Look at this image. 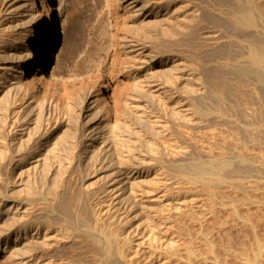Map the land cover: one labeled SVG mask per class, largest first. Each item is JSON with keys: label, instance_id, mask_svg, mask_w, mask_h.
I'll list each match as a JSON object with an SVG mask.
<instances>
[{"label": "bare ground", "instance_id": "6f19581e", "mask_svg": "<svg viewBox=\"0 0 264 264\" xmlns=\"http://www.w3.org/2000/svg\"><path fill=\"white\" fill-rule=\"evenodd\" d=\"M144 1L147 5L152 0ZM153 2L156 3L155 0ZM212 2L220 7L236 2L227 18H224L225 21L220 20L219 23L234 34L238 44L246 48L245 62L231 64L230 76L217 68L219 72L214 70L215 68H206L202 74L201 70L189 71L186 61L180 58L181 55L172 51L166 56H159L144 49H132L130 42L124 43L125 49H115L113 59L116 68L130 70L135 84L132 90L134 95H127L124 100L127 108L124 113L119 112L116 107L101 104L96 96H93L98 81L102 78L101 73L82 76L71 84L65 83L63 94L66 107L65 110L60 107L56 92V82L59 78L52 68L58 22L50 0L34 1V8L29 16L32 21L37 20L38 24L29 43L16 38L14 28L19 25L17 20H12L11 17L4 21L0 18V256L9 251L15 255L12 257H16L12 264H29L28 259L32 255L25 253H29L27 250L33 244L42 243L47 250H51L52 247L56 249L63 243H69L74 231L80 227L84 229L87 225L83 214L79 213L77 208L80 207L82 211V206L86 207L83 198L91 194L87 193L86 183L95 176L106 179L107 182L97 195V199L101 201L97 202V205L87 203L89 206H95L88 207L94 212L96 226L101 224V215L103 216L105 211H111L107 215L109 219L113 218L111 222L124 221L121 211L129 210L131 202L128 203V200L131 198L137 206L142 205L144 197L139 195L143 193L138 194L133 188L126 187L135 176L134 173H137V177H134L133 182L138 187L136 179L149 173L144 168L150 162L148 159L155 153L142 154L136 151V145L143 140L142 133L137 129L141 123L161 135L177 136L185 132L187 137L192 135V126L207 120L203 117L216 116L222 126L241 123L243 127L240 124L237 133L240 134L242 129L246 133L244 139H239L240 149L245 150L242 154L229 155L223 145L220 152L222 157L210 155L209 159L204 161L200 155H190V146L179 144L156 146L157 154H154L156 158H153L160 165L171 163L179 166L186 180L193 184L206 185L215 181L219 184H230L231 188L236 190L241 189L240 187L254 191L260 189L259 186L264 182V123L257 121L258 109L254 107H257L256 101H261L264 97V8H257L255 0ZM131 13L135 17H143L140 10H132ZM148 25L143 26L147 28ZM118 29L114 35V43L117 46L121 44V32ZM177 31L182 34L183 27L179 25ZM175 44L179 46L178 41H175ZM126 55H130L134 64L126 63ZM196 63L197 66L200 64ZM141 69L146 72L144 78L140 74ZM155 69L163 71L165 81L155 80ZM46 71L51 75L49 80L46 79ZM209 92L221 99L219 103L223 107L219 112H205L198 106L196 101L203 99ZM189 93L192 96L188 95ZM135 95L147 99V105L137 103ZM231 96L235 98L229 107L227 101ZM150 99L157 101V111L154 110L157 106L154 108V103H149ZM197 117L199 119H196ZM246 117L249 122H243ZM167 118L176 124L173 125V130L170 120L166 121ZM216 126L217 124L213 127ZM42 130H45L42 133L44 137L38 141L34 140ZM215 130L210 132L211 134L208 133L210 136L205 133L200 137L206 145V148L203 145L204 151L208 150L209 153L214 150L215 145L228 142L227 138L224 139L221 129ZM221 136L224 138L221 139ZM118 165L120 167H117ZM160 175L166 177L163 170ZM69 179L82 182L80 199L77 198L79 201L75 199L79 197L78 192L75 195L73 190L62 188ZM36 184L41 186L38 185V188ZM245 184L246 187L243 186ZM4 185L7 188L4 191H9L11 185L17 191L18 188L21 191V187H25L31 193L30 196L33 194L36 198L32 199V195L31 200L22 202L15 196L16 193L14 196L17 199L13 197L14 199L8 202L5 192L1 189ZM13 191L14 188L11 193ZM128 192L129 196L125 197ZM75 201L79 204L76 205ZM176 210L177 214H182L180 207ZM53 223L59 225L60 230L55 229L57 231L51 234L48 231ZM168 224H171V220L163 222L166 227ZM85 230L87 232V229ZM146 237L150 243L151 257L148 259V250L140 248L139 251L144 253L143 260L137 259V250L135 244L133 245L136 242L129 233L124 232L119 238L112 232L106 234L103 239L104 246L99 237H93V240L95 245L104 250L106 264H171L180 256L177 240L164 241V238L168 239L164 235L162 239L158 238L154 232ZM139 243L143 245L144 238ZM163 248L167 253L164 262V258H161ZM262 251L258 246L257 256L250 260L249 264H259L263 256ZM54 262L71 263L67 258Z\"/></svg>", "mask_w": 264, "mask_h": 264}, {"label": "rangeland", "instance_id": "374dc122", "mask_svg": "<svg viewBox=\"0 0 264 264\" xmlns=\"http://www.w3.org/2000/svg\"><path fill=\"white\" fill-rule=\"evenodd\" d=\"M34 1L0 0V18L4 21L11 17L12 20H17L19 25L14 28L16 38L23 39L28 43L32 41L33 31L38 24L37 20L34 22L29 16L34 8ZM50 1L58 22L57 44L52 57V68L59 78V81L56 82V92L60 107L63 110L66 107V99L63 94L65 83L71 84L82 76L101 73L102 78L99 79L98 86L95 88L97 95L94 93L93 96H96L101 104L116 107L121 113L126 112L124 100L127 95H134L132 90L135 84L130 70H120L113 65L115 49H125L124 43L130 42L133 46L132 49H144L159 56H166L172 51L176 55H181L180 58L186 61L189 71L201 70L202 74H204L206 68H211L210 70L215 68L216 71L219 69L223 71V74L232 75L231 64L234 62L242 64L246 60V48L239 43L241 47L234 34H231L219 23L220 20L227 18L226 16L234 8L236 2L232 5L220 7L212 0H155L156 3L152 0L147 5H145L144 0L138 3L136 0ZM255 4L259 9L264 8V0L260 2L255 0ZM132 6L136 7L132 8ZM137 9L141 11L143 17H135L131 13L132 10L138 11ZM125 17L126 21L124 20ZM144 24L149 25L146 28L143 26ZM179 25L183 27L182 34L177 31ZM117 29L121 32L119 39L121 44L119 46L114 43V35ZM175 41L179 42V46L174 45ZM126 58L127 60L124 59L126 63L131 64L134 62L130 55H126ZM196 62H200V64L197 66ZM141 70L140 74L144 78L146 72L143 69ZM153 75H155L157 82L164 78L163 71H160V69H155ZM45 76L48 80L51 77L48 71H46ZM184 89L182 88V90ZM188 95H191V93ZM135 98L137 103L147 105V99L138 97V95ZM231 98L233 99L231 100ZM231 98L227 101L229 107L235 97L231 96ZM119 100L121 102L118 103ZM220 100L219 96L209 92L207 96L198 99L196 102L205 112H219L223 107L219 103ZM151 102L154 103V108L157 106L154 109L157 111V108H159L156 105L157 101L150 99L149 103ZM255 106L257 107L254 108L258 109L257 121L264 123V97L261 101L257 100ZM198 117L196 119H199ZM212 117H203L208 121L192 126V135L188 137L185 136V132L181 134L176 129L174 130L182 136L180 134H177V136L174 134H172L173 136L171 134L161 135L156 131H151L153 128L150 129V126L141 123L137 129L140 130L142 133L140 134L145 140L138 142L136 145L138 150L136 151L142 152V154L150 152L157 154L156 146L188 145L190 150L192 149L190 155L195 157L200 155L199 157H203L204 161H207L210 155H214L216 158L222 157L220 152L223 145L224 150L229 155L244 153L245 150L240 149L241 141L239 139H244L246 133L243 129L240 134L237 133L241 123L237 125L230 123L222 126L219 124V122H222L216 116L215 118ZM169 118L166 121L172 120V118ZM172 122L173 130V125L176 126V124H173L175 121ZM243 122H249L248 118H244ZM215 124L217 126L214 128ZM241 126L243 127L242 124ZM217 128L223 131L225 138L221 136V139L227 138V144L215 145L211 153L208 150L204 151L203 147L206 148V145L203 144L200 137L205 133L210 136L208 133H213ZM44 131L42 130L40 135L34 137V140L38 141L41 137H44L42 135ZM221 139L220 142H222ZM261 149L263 150V148ZM154 154L151 157L153 160L147 158L150 162L144 168L149 173L136 179L138 187L133 182L135 181L134 177H137V173H134L135 176L126 184L128 189L133 188L134 191L139 192L138 194L142 192L143 194L139 197L144 198L142 200L143 204L138 206L132 198L128 200V203L131 202L129 210L121 211V214L124 215V221L120 223L111 222L113 218L109 219L107 217L111 211H105V214L101 215V224L95 225L94 212L89 208L95 206H89V204L97 205L101 201L97 199V195L107 183L106 179L95 176L86 183L88 185L87 193L90 194L91 192L90 196L84 195L85 198L83 199H85L86 207L82 206V211H80V207L77 208L78 206H76L77 211L83 214V220L87 225H85L86 223L80 224L81 226L85 225L84 229L80 227L74 231L71 241L63 243L62 249L61 247L56 249L52 247L51 250H47L42 243L33 244L27 250L29 253H25L32 255L28 259L29 264H56L57 262H54V260L58 261L61 258L70 259V264H106L107 257L104 256V250L95 245L93 237H99L98 239L102 240V246H104L105 240L103 239L106 234L111 232L116 234L118 238L124 232L131 234L132 239L136 242L133 245L135 244L138 260L144 258V253L139 251L140 248L148 250L146 254L150 259V243L146 235L153 232L161 239L164 235L168 239L166 240L163 237L164 241L177 240L180 256L174 259L171 264H249V261L254 260L257 256L258 246L262 248V255L264 256V182L257 191L248 189L250 192L247 188L240 187L241 189L236 190L231 188L230 184H219L215 181L206 185L193 184L188 179L186 180L181 171L182 168L179 166L177 167V165L171 163L157 164V161H154V158H156ZM161 170L165 172L166 177L163 178L160 175ZM71 181L70 179L67 180L62 188L73 190L75 195L78 192L77 196L79 197H75V199H80L79 193L81 192L82 182L81 180ZM36 185L41 186V184ZM69 185L71 187H68ZM246 185L243 186L246 187ZM13 188L14 191L11 193ZM1 189L5 192L8 202H11L15 196L18 200L27 202L31 200L30 198L33 195L30 196L31 193L25 187H21V191L18 188V192L11 185L9 187L10 193L4 191L7 189L5 185ZM129 193H126L125 197L129 196ZM16 197L15 199H17ZM33 198H36L35 195L32 196ZM79 199L77 200L79 201ZM78 201H75L76 205L79 204ZM87 203L89 204L87 205ZM175 207L176 209L180 207L181 215L177 214L178 211ZM87 208L90 210H86ZM169 220H171V224H168L167 227L163 225L164 221ZM120 224L121 226H119ZM58 227L60 226L53 223L48 233L54 234L57 230H60ZM55 229L57 230L55 231ZM85 229H87V232ZM142 238H144L143 245L139 243ZM157 253H159V250ZM12 256L15 255L9 253V251L2 253L0 264H8V262L12 264L16 260V257ZM263 256V260L261 259L259 264H264ZM165 257H167V253L166 249L163 248L161 258L164 259L162 262L165 261Z\"/></svg>", "mask_w": 264, "mask_h": 264}]
</instances>
